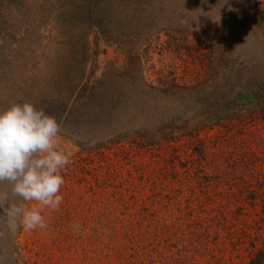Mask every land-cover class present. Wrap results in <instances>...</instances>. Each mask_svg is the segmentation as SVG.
Instances as JSON below:
<instances>
[{"label": "rangeland", "instance_id": "rangeland-1", "mask_svg": "<svg viewBox=\"0 0 264 264\" xmlns=\"http://www.w3.org/2000/svg\"><path fill=\"white\" fill-rule=\"evenodd\" d=\"M254 85V0H0V111L33 103L71 153L45 228L0 209V264H248L264 245Z\"/></svg>", "mask_w": 264, "mask_h": 264}, {"label": "clouds", "instance_id": "clouds-1", "mask_svg": "<svg viewBox=\"0 0 264 264\" xmlns=\"http://www.w3.org/2000/svg\"><path fill=\"white\" fill-rule=\"evenodd\" d=\"M61 125L33 103H14L0 111V209L9 229L45 228V208L59 209L63 170L71 153L58 146ZM12 198H19L13 202ZM32 203L26 207V203Z\"/></svg>", "mask_w": 264, "mask_h": 264}, {"label": "trees", "instance_id": "trees-1", "mask_svg": "<svg viewBox=\"0 0 264 264\" xmlns=\"http://www.w3.org/2000/svg\"><path fill=\"white\" fill-rule=\"evenodd\" d=\"M255 2V13L260 15L264 19V1L263 0H254ZM254 99L251 100L255 106L251 109V113H259L260 115H264V93L261 90H264V86L254 85ZM220 119V118H219ZM217 119V120H219ZM261 181V179H259ZM247 187H251L249 184ZM251 193L254 195L252 190L254 188H250ZM248 264H264V245L259 247L253 255L250 257Z\"/></svg>", "mask_w": 264, "mask_h": 264}]
</instances>
